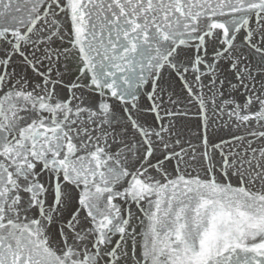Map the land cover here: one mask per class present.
<instances>
[{
	"label": "snow or ice",
	"instance_id": "snow-or-ice-1",
	"mask_svg": "<svg viewBox=\"0 0 264 264\" xmlns=\"http://www.w3.org/2000/svg\"><path fill=\"white\" fill-rule=\"evenodd\" d=\"M0 264H264V0H0Z\"/></svg>",
	"mask_w": 264,
	"mask_h": 264
}]
</instances>
